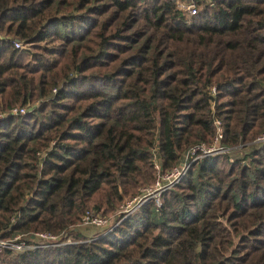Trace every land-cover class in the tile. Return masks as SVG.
Instances as JSON below:
<instances>
[{"label":"trees","instance_id":"trees-1","mask_svg":"<svg viewBox=\"0 0 264 264\" xmlns=\"http://www.w3.org/2000/svg\"><path fill=\"white\" fill-rule=\"evenodd\" d=\"M178 1L0 0V233L65 242L0 264H264V0Z\"/></svg>","mask_w":264,"mask_h":264},{"label":"built area","instance_id":"built-area-1","mask_svg":"<svg viewBox=\"0 0 264 264\" xmlns=\"http://www.w3.org/2000/svg\"><path fill=\"white\" fill-rule=\"evenodd\" d=\"M201 0H179L178 6L183 11L190 13V14H196L198 12V4ZM17 47H21L20 43H16ZM25 113V108H15L13 110V113ZM217 135L215 137V140L212 145H206L204 143L197 144L192 146L188 152L185 155V158L181 164L178 166H175L171 170L160 173L157 177V181L155 186H150L149 188L143 189V197H135L131 199L127 204L128 206L132 207L134 210L138 209L141 205H144L148 201H152L157 207L161 206V197L162 194L179 183L183 177L186 175V173L189 170L190 165L196 161L197 159L204 157V156H210L214 155L216 153H219L221 151H225V149L221 146L220 142L223 138V131H222V125L221 121L217 120ZM259 140H264V133L262 136L259 137ZM159 168V166L157 165ZM142 194V192H141ZM133 212V210H130L129 212L124 211L122 212V218L119 219L118 223L129 217ZM83 225L87 224H93L99 227H107L110 225V220L108 218H103L101 215L94 214V213H87L82 220ZM33 240V241H32ZM58 240V237L56 235L50 234L48 232H38L34 236V238H25L22 235H17L12 239H4L0 237V257L4 250H16V251H22L27 249H36L43 246L45 244L43 243H52L54 244L55 241ZM58 245V244H55Z\"/></svg>","mask_w":264,"mask_h":264},{"label":"rangeland","instance_id":"rangeland-1","mask_svg":"<svg viewBox=\"0 0 264 264\" xmlns=\"http://www.w3.org/2000/svg\"><path fill=\"white\" fill-rule=\"evenodd\" d=\"M158 168V167H157ZM157 181V180H156ZM155 184H156V182H155ZM155 184L153 185V186H155ZM152 186V187H153ZM175 186V185H174ZM144 188H149V187H143L141 190H142V194H140L139 196L140 197H143L144 196V194H143V189ZM140 197H138V198H140ZM162 198V197H161ZM131 199H125V201L121 204V206L119 207V209L116 211V213H114L112 216H109V217H105V218H108L109 220H110V225L112 226V224H113V222H115V221H117V218L119 217V219H121L122 218V212H124V211H127V212H129L130 210H133V212L135 213V211L137 210H134L132 207H130V206H128V202L130 201ZM147 203H153L152 201H148V202H146L145 204H147ZM162 203V202H161ZM133 214V213H132ZM99 215V214H98ZM102 216V215H101ZM103 217V216H102ZM104 218V217H103ZM96 225H93V224H87V225H83L82 224V229H85V228H87L88 227V229H86V234L88 235V236H93V235H97V234H99L100 233V230L101 229H99V228H96V227H99V226H96ZM102 231V230H101ZM36 235V233L31 237V238H34V236ZM0 237H2V233H0ZM58 237V236H57ZM3 238V237H2ZM4 239H6V238H4ZM29 239V238H28ZM43 244H45V245H43V246H46V245H49V246H46V247H50V246H59V245H63V244H65V242L64 241H62V240H56L55 241V243L54 244H52V243H43ZM55 244H58V245H55ZM41 248H43V247H41Z\"/></svg>","mask_w":264,"mask_h":264}]
</instances>
